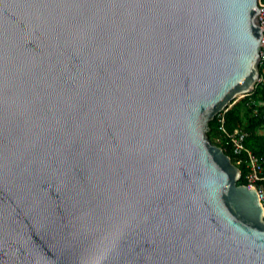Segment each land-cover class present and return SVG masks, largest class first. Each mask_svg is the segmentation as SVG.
I'll return each mask as SVG.
<instances>
[{"label":"water","instance_id":"obj_1","mask_svg":"<svg viewBox=\"0 0 264 264\" xmlns=\"http://www.w3.org/2000/svg\"><path fill=\"white\" fill-rule=\"evenodd\" d=\"M258 0H0V264H264V206L208 137L260 77Z\"/></svg>","mask_w":264,"mask_h":264},{"label":"trees","instance_id":"obj_2","mask_svg":"<svg viewBox=\"0 0 264 264\" xmlns=\"http://www.w3.org/2000/svg\"><path fill=\"white\" fill-rule=\"evenodd\" d=\"M264 3V0H261ZM260 65V75L263 74V70ZM241 98V96H238ZM257 106L260 113L257 115L252 114V108ZM244 110V111H242ZM264 110V84H258L253 92L244 96L239 101L234 103L229 109L224 112V127L229 132H232L236 128H241L247 132L245 138V145L256 155L264 157V115L262 111ZM210 130L208 132V137L212 143L221 146L224 151L230 155L233 162H235V156L227 150L221 139L219 141H214V136H219L217 130L218 123L214 118L209 122ZM263 131V132H261ZM221 138V137H220ZM241 169L242 175L239 179L240 184H246L245 179V164H238Z\"/></svg>","mask_w":264,"mask_h":264},{"label":"built area","instance_id":"obj_3","mask_svg":"<svg viewBox=\"0 0 264 264\" xmlns=\"http://www.w3.org/2000/svg\"><path fill=\"white\" fill-rule=\"evenodd\" d=\"M260 13L258 16V22L262 29V38L260 42L259 50V62L261 66H264V3L258 0ZM264 84V74H261L257 84ZM248 95V94H247ZM246 96V95H245ZM244 97V96H243ZM226 110L216 114L215 119L218 123L217 130L223 146L229 150L235 156V164H245V179L246 185L254 186L258 190L259 197L264 206V157L254 154L246 145L245 138L247 132L241 128H236L232 132H229L224 127V112ZM260 110L257 106L252 108V114L257 115ZM264 115V110L262 111Z\"/></svg>","mask_w":264,"mask_h":264},{"label":"rangeland","instance_id":"obj_4","mask_svg":"<svg viewBox=\"0 0 264 264\" xmlns=\"http://www.w3.org/2000/svg\"><path fill=\"white\" fill-rule=\"evenodd\" d=\"M241 98H243V97H241ZM241 98H240V99H241ZM240 99H238L237 101H239ZM242 111H244V110H242ZM213 140H214V141H219V140H220V137H219V136H214V137H213Z\"/></svg>","mask_w":264,"mask_h":264},{"label":"crops","instance_id":"obj_5","mask_svg":"<svg viewBox=\"0 0 264 264\" xmlns=\"http://www.w3.org/2000/svg\"><path fill=\"white\" fill-rule=\"evenodd\" d=\"M262 70H263V74H264V66L262 67ZM261 132H263V131H261Z\"/></svg>","mask_w":264,"mask_h":264},{"label":"bare ground","instance_id":"obj_6","mask_svg":"<svg viewBox=\"0 0 264 264\" xmlns=\"http://www.w3.org/2000/svg\"><path fill=\"white\" fill-rule=\"evenodd\" d=\"M239 96H241V95H239Z\"/></svg>","mask_w":264,"mask_h":264}]
</instances>
